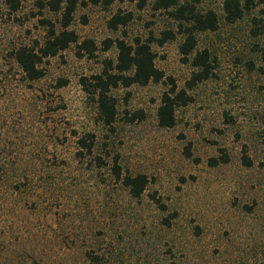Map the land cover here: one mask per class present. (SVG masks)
Wrapping results in <instances>:
<instances>
[{
	"label": "rangeland",
	"instance_id": "1",
	"mask_svg": "<svg viewBox=\"0 0 264 264\" xmlns=\"http://www.w3.org/2000/svg\"><path fill=\"white\" fill-rule=\"evenodd\" d=\"M38 1L18 0L13 10L0 0V148L10 166L0 199L10 197L20 207L10 225L13 239L24 244L19 259L36 264L29 259L38 255L53 264H79L86 246L116 241L133 262L264 258V3L250 0L242 17L229 22L222 0H200L197 10L214 11L218 24L195 33L189 56L180 51V21L171 8L154 9V0L80 5L68 29L79 42L91 39L93 54L70 44L44 58L43 77L31 81L11 52L43 43V19L57 30L61 21ZM116 13L131 18L112 29L108 21ZM169 29L174 39L151 43L163 78L110 87L116 116L105 124L97 89L89 84L105 60H116L115 40L132 43ZM203 50L209 76L192 84L200 70L192 58ZM172 82L192 99L177 107L172 127H161L157 108ZM79 138L92 140L91 153L80 151ZM115 160L122 174L148 177L140 198L112 175ZM154 192L165 209L150 199Z\"/></svg>",
	"mask_w": 264,
	"mask_h": 264
},
{
	"label": "trees",
	"instance_id": "2",
	"mask_svg": "<svg viewBox=\"0 0 264 264\" xmlns=\"http://www.w3.org/2000/svg\"><path fill=\"white\" fill-rule=\"evenodd\" d=\"M10 7L15 10L18 6V0H6ZM115 0H39L40 8H47L48 10L57 13L61 16L60 30L48 20L43 19L42 23L47 25V35L41 45L37 46H19L12 50L11 56L21 69L24 77L27 80H38L44 75V70L41 67L42 60L46 57L55 56L60 51L65 50L70 44H76L79 49L86 51L89 55L93 54L95 49L94 42L91 39H83L78 41L77 34L68 29L73 15L80 5L101 4L108 7ZM250 0H222V9L224 17L227 21L233 22L242 17L245 10L248 9ZM143 3L144 0H141ZM200 0H154L153 8L169 9L170 15L180 21L179 28H183L184 41L180 45V51L184 56H189L196 46L195 33L201 31H214L217 28L218 20L214 11L208 10L204 13L197 10L196 5ZM256 3H264V0H256ZM131 18V14L116 13L108 21V26L112 29H117L119 25H125ZM184 26V27H183ZM179 32V30H178ZM176 33L173 30H165L161 32L160 37L149 36L146 40L135 38L132 43L124 39H116L117 56L113 62L105 60V66L100 74L93 75L94 91L97 89V105L100 110V117L107 125H111L116 116L115 100L109 94L110 87L123 85L128 87L132 84L141 86L147 85L149 82H159L164 73L159 70L154 63L155 53L152 51L151 43L156 42L159 45L166 41L174 39ZM110 43V40H108ZM192 63L196 67H200L198 72L192 76V84L200 82L208 78V54L206 50L196 52L192 58ZM113 71V72H111ZM190 82V83H191ZM189 83V84H190ZM191 84V85H192ZM191 96L185 92L184 89H177L172 82V86L164 91L161 95L160 104L157 108V122L161 127H172L175 124L176 109L180 105H185L191 100ZM2 111L0 109V118H2ZM5 114V113H4ZM4 121V120H3ZM4 129H0V133ZM78 146L82 149L80 151H87L91 153L93 148L92 140L87 141L85 138L78 139ZM3 149L0 148V186L8 182L5 178L10 170L9 164L3 160ZM213 163L216 160L212 159ZM112 175L125 186L129 194L133 198H140L148 185V177L143 173L122 174L121 167L115 160L111 166ZM7 188H11L10 186ZM17 190V188H14ZM150 199L160 208L165 209L166 206L162 202L161 197L156 192L150 194ZM20 208L16 202H12L10 197H3L0 199V264H26L24 260L19 259V248L24 244L23 241H16L13 239L11 224L14 209ZM248 206H245L247 209ZM163 222L168 227H171V221L164 218ZM196 232L199 233L198 226L195 227ZM125 246H120L117 241L104 246H86L84 250L83 260L79 264H163L164 262H156L154 258L142 262H133L131 256L128 254ZM18 254V255H17ZM17 255V256H16ZM254 255L252 262L246 257L240 259L229 258L225 264H264V258H257ZM253 258V257H252ZM30 261L36 264H53L45 262L41 256H30ZM171 261L169 264H183ZM189 264L190 262H186ZM185 263V264H186ZM191 264H195L193 261ZM207 264V263H204Z\"/></svg>",
	"mask_w": 264,
	"mask_h": 264
}]
</instances>
